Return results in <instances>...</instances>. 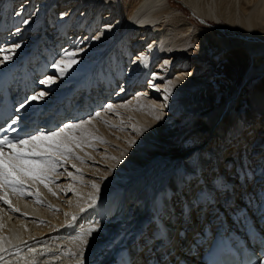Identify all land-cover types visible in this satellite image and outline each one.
Segmentation results:
<instances>
[{
    "label": "bare ground",
    "instance_id": "6f19581e",
    "mask_svg": "<svg viewBox=\"0 0 264 264\" xmlns=\"http://www.w3.org/2000/svg\"><path fill=\"white\" fill-rule=\"evenodd\" d=\"M170 1L0 0V25L5 21L0 42L10 35L19 45L11 60H0V71H10L26 53V46L39 39V31L46 25L43 14H47L52 29H68L58 33L66 34L63 46L53 48L44 60L50 64L71 50L77 53L79 63L72 65L62 80L54 79L51 86L44 84L51 91L36 89L37 96L43 91L44 97L54 99L72 92L81 80L73 71L80 67L92 69L97 78H91V83L106 78L110 87L115 78L123 77V70L127 71L124 86L109 97L110 101L106 102L111 95L108 88L96 91L95 96L87 93L81 113L91 110L94 114L77 120L88 123L62 137L71 151L67 157H54L59 164L47 172L45 180L20 177L23 182L18 191L0 188V264H116V256L136 240L149 218L154 219L162 207L158 204H166L161 184L168 185L171 178L180 184L181 173H176L181 170L185 174L198 171V155L202 160L206 150L214 152L213 147H204L206 144H220L221 140L224 148L230 147V154L236 151L234 145L243 149L264 141V117L260 119L252 110L255 104L259 113L264 111V42L251 49L247 58L243 52L239 56L207 52L198 41L199 30ZM178 1L204 22L218 1L233 4L240 12L233 17L241 30L264 31V0H214L208 12L201 9L200 0ZM45 2L50 5L49 12L42 7ZM56 3L62 8L53 11ZM56 12L58 20L53 21ZM72 14L73 24L63 19ZM215 16L220 18L218 12ZM12 27L15 29L7 33ZM28 27L35 28L37 38L19 41ZM98 62L104 66H97ZM31 76L32 71L27 70L25 77ZM237 78L239 83L231 95L218 102V90L224 92L222 83ZM62 82L66 89H61ZM142 83H149L148 87L143 89ZM134 84L130 96L127 90ZM218 122L221 127H216ZM231 157L224 161L222 156L210 158L222 164ZM258 165L246 172L251 203ZM263 182L258 184L261 193L254 197L255 204H264ZM228 184L219 181L215 186ZM226 195L229 200L228 192ZM4 196L11 207L4 203ZM233 214L239 217L241 213L232 209ZM209 225H204L203 233Z\"/></svg>",
    "mask_w": 264,
    "mask_h": 264
},
{
    "label": "rangeland",
    "instance_id": "374dc122",
    "mask_svg": "<svg viewBox=\"0 0 264 264\" xmlns=\"http://www.w3.org/2000/svg\"><path fill=\"white\" fill-rule=\"evenodd\" d=\"M23 1H25V0H23ZM213 2H214V0H200L199 1V3H200L199 6L201 7L202 10H205V11L208 12V11L211 10V8H212L211 6H213L212 5ZM170 3L173 4V6L175 7V9H179L183 13H185L186 14V17L188 18V20L197 28V30H199L198 33H199L200 36H199L198 41L200 40V46H202V48H204V50H206L207 52H214V51H215V53H218V52H225L226 53V52H228L229 53V56H231V53H236L239 56L240 52H243V54H245L244 55L245 58H247V53L248 52L250 53L251 49L257 47L261 42H264V33H263L264 31L261 30V31H257V32H246L245 30H241V28L237 25L236 20L233 17V15L240 14V12H239V10L236 11L235 6L233 4L231 5L229 3L227 5L224 1L223 2L218 1V3L215 4L214 12L212 10V12H213L214 15L211 14L212 17L210 15H208L207 17H204L206 19L205 22H204V21L200 20L198 17L193 16V14H195V12H192L190 9H188L181 2L179 3L178 0H171ZM42 7L45 10H47V11L50 9V5L47 2H45L42 5ZM231 8L232 9L234 8L233 9V12H232V9ZM53 11H55V10H53ZM217 12L219 13L220 18H217L215 16V14ZM58 13L59 12H56V14L52 17L53 18V21L58 20V17H57ZM221 14L227 15L228 18H223L224 16H222ZM46 16H47V14H43V20H42L43 22H44V19H45ZM59 19H61V18H59ZM63 19L64 20H67L68 23L73 24L74 23V19H75V15L72 14V15H70V18L69 17H65ZM45 22H46V25H47V18H46ZM4 23H5V21H3V23L0 25V28H1L0 32H2V30H4ZM241 25H242V23H241ZM65 29L66 30H64V28H59L56 31H57V33H63V32L65 33L68 30L67 28H65ZM247 42H251V46L250 47H247ZM133 57L134 56L131 55V58H133ZM103 64L104 63L98 62L97 63V66H104ZM127 65H128V63H127ZM126 72H127L126 70H123V72L121 73V74H124L123 77L115 78V81L117 79L119 80V82H117V84L120 86V88H122L124 86V84H125ZM91 78H97V77H94V76L90 75L87 79H91ZM239 80H240V78L235 79V81L233 79L230 81V79H229L227 82L225 81L224 83H222V84H224L222 86L224 88V92H222V90H218L219 89L218 88V85L214 83V86L218 90V94H219L218 95L219 96L218 97V102H220L222 98H227V97H229L231 95V93L233 92V90L235 89V87L237 86V84L239 83ZM135 84L133 86H131L127 90V92L129 93L130 96L134 94L133 87L136 86ZM142 84H143V89H145V88L148 87V84L149 83H146V84L142 83ZM111 95H112V93H111ZM111 95L109 94V96L107 97V101L106 102L110 101V98L109 97ZM243 105L245 106V108H248L249 107L247 100L243 99ZM251 105H252L251 107H253V103ZM259 109H260V107H258V106H256L254 104V107H253L252 110H253V112L255 114H258L259 115L258 117H260V119H261V117H264V111L261 112V113H259ZM214 122H215V120L213 121V124H214ZM221 126L222 125L220 124V122H218V124H217L216 127H221ZM258 134H259V132H257L255 134V136L258 135ZM210 136H211V134L209 135V137ZM255 136L251 140H249V142L250 141H253L254 138H255ZM218 142H222L223 143V141H221V140H219ZM260 142L264 143V141H260ZM222 143H220L221 145L220 144H216V145L215 144L214 145H212V144H206L204 146V147H207V145H209L208 148H212L213 147L212 151H214V152H213V154H211V151L210 150H206V155L203 156V158H202L203 163L206 164V160L209 159L212 155L215 156V157L216 156H218V157L219 156H222V159L224 161V159L226 157L231 156V155L233 157H236L239 154V152L242 151V148H238L239 147L238 145H234L235 148H236V151L228 154L227 151H228V149L230 147L227 146V147L224 148V144H222ZM74 145L78 149L83 148L82 145H80V144L74 143ZM252 145L253 144H247L245 146V148L252 149ZM262 147H264V144L262 145ZM201 157L202 156L198 155L199 162L201 161ZM232 159H231V161H229L230 164H232L234 162V161H232ZM223 161L221 162L222 164H218V167L220 169H221V167L224 164ZM217 163H218V161H217ZM198 168H202V166H199ZM198 168H197V170H198ZM257 168L261 172L264 171V165H262V164H259ZM249 169H252V168H249ZM253 170L254 169H252V171ZM180 173H181L182 179H181V181H180L181 183L179 185L182 186V185L185 184V180L186 179L183 176V174H185L184 173V170H181V171H179L176 174H180ZM219 181H221V180H218L217 182H219ZM229 182L231 183V181H229ZM169 184H171V182H169ZM193 188L194 187H192V189ZM179 191H181V189H179ZM183 193H185V190L183 191ZM158 205H159L158 207H161V206H162V208L163 207L164 208L166 207V204L165 205L158 204ZM151 219L154 221L153 218H149L147 220V223H150L151 222ZM143 228L138 231V234L140 232V236L144 232V229Z\"/></svg>",
    "mask_w": 264,
    "mask_h": 264
},
{
    "label": "snow or ice",
    "instance_id": "6c2138e0",
    "mask_svg": "<svg viewBox=\"0 0 264 264\" xmlns=\"http://www.w3.org/2000/svg\"><path fill=\"white\" fill-rule=\"evenodd\" d=\"M15 47H19V45ZM3 51L4 61L11 60L14 53L9 49ZM76 56L77 53L75 51L65 50L62 58L55 61L52 67L62 77L72 65L79 63ZM54 82L53 76H49L46 80L41 81L42 84L49 86ZM45 95L46 93L41 91L38 96H31L30 100L35 101L38 98H43ZM108 107L111 108L112 105H108ZM96 115L99 116L100 114L96 113ZM11 123L17 124V119L13 118ZM85 123H88V121L77 124H66L63 128L49 133L41 131L29 135L17 134L12 137L6 134L0 135V188L18 191L23 182L20 177L45 180L47 172L50 170L54 171L59 164V160L54 157H67L71 151L68 143L65 142L66 137L65 139H62V137L69 131L81 129ZM4 131L5 129H0V133ZM8 131L16 132L17 129L9 128ZM72 139H75V137ZM2 198L4 203L9 204L11 207L7 197L4 196Z\"/></svg>",
    "mask_w": 264,
    "mask_h": 264
}]
</instances>
